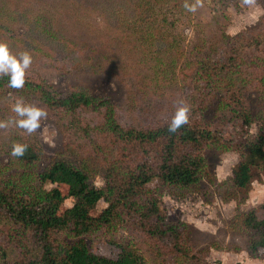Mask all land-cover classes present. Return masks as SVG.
<instances>
[{
	"label": "trees",
	"instance_id": "trees-1",
	"mask_svg": "<svg viewBox=\"0 0 264 264\" xmlns=\"http://www.w3.org/2000/svg\"><path fill=\"white\" fill-rule=\"evenodd\" d=\"M171 1L177 8L184 2L148 0L133 5V1L120 0L105 10L119 25L122 15L135 18L136 23L140 17L144 26L131 34L142 38L153 30L148 39L155 42L154 51L162 62L168 44L162 30L168 19L152 20L153 8ZM236 38L229 37L230 45ZM263 41L264 29H260L245 46L233 42L229 55L211 57L206 52L194 61L184 75L188 86L182 103L189 108L188 123L174 133L167 130V124L176 109L150 126L125 125L109 98L95 96L83 86L59 92L25 74L24 86L12 90L69 116L68 125L76 128L78 137L69 141L70 153L57 154L40 169H35L40 150L29 142H22L27 145L22 157H10V167L0 166V264H146L141 251L144 240L154 241L165 252L192 257L185 223L161 211L160 193L182 196L207 177L203 150L231 148L223 135L229 122L239 123L243 131L253 120L264 123ZM5 87H9L8 76L0 74V89ZM248 89L256 96L253 112L244 95ZM212 102L214 113L208 119L205 112ZM82 108L96 111L98 119L81 126L85 118L78 112ZM89 161L101 171V186L91 180L89 164L82 163ZM263 171L264 131L260 130L239 147L231 176L219 185L222 199L240 204L254 175ZM51 184L56 186L46 187ZM59 184L66 186V194ZM66 197L73 199L72 205L60 213ZM101 200L106 205L97 215L91 214ZM237 218L248 233L247 253L255 257L264 249V217L252 209L238 212ZM87 237L98 238L111 254L92 250Z\"/></svg>",
	"mask_w": 264,
	"mask_h": 264
},
{
	"label": "rangeland",
	"instance_id": "rangeland-1",
	"mask_svg": "<svg viewBox=\"0 0 264 264\" xmlns=\"http://www.w3.org/2000/svg\"><path fill=\"white\" fill-rule=\"evenodd\" d=\"M119 1L0 0V41L6 42L13 53L27 51L31 55L26 75L42 79L59 92L83 86L95 96L112 100L123 124L150 126L166 119L182 103L188 86L184 75L194 61L206 52L211 57L229 55L233 42L245 46L250 36L264 29V0H187L197 4L194 12L184 8L185 0L178 8L172 1L162 8L156 5L152 20L168 19L162 30L168 42L166 57L160 62L155 42L148 39L153 30L142 38L131 34L144 26L140 17H136V23L135 18L122 15L119 25L105 10ZM130 1L134 5L148 0ZM226 36L237 38L230 45ZM244 95L253 112L255 93L248 89ZM17 100L46 111L36 131L28 133L16 126L18 117L12 108ZM214 107L215 102L209 104L206 118L213 116ZM78 114L85 118L81 126L98 119L97 112L89 108L80 109ZM69 118L48 109L34 96L16 93L9 87L0 89V166L10 167L13 143L29 142L40 150L35 169L63 151L70 153L72 149L67 145L77 139L78 131L70 124L67 127ZM76 127L80 128L78 124ZM260 130L264 131V123L257 120L245 131L239 123L229 122L223 127V135L231 148L209 146L203 150L207 177L182 196L160 193L161 211L185 223L184 235L194 254L180 257L157 249L154 241L144 240L141 251L146 264H264V249L251 257L246 250L248 233L237 223L238 212L254 209L257 216L264 217V171L254 175L240 204L223 200L219 186L231 176L239 160V147ZM82 163L89 164L91 180L101 186L100 169L90 161ZM52 186L56 184L46 187ZM57 186L66 194L65 185ZM149 186L153 188L155 183ZM72 202L71 197H66L59 212ZM105 205L99 201L91 214L97 215ZM86 242L95 252L111 254L96 237H87Z\"/></svg>",
	"mask_w": 264,
	"mask_h": 264
},
{
	"label": "clouds",
	"instance_id": "clouds-1",
	"mask_svg": "<svg viewBox=\"0 0 264 264\" xmlns=\"http://www.w3.org/2000/svg\"><path fill=\"white\" fill-rule=\"evenodd\" d=\"M184 8L188 12H194L197 4L188 3L185 0ZM32 62V57L27 51L13 53L8 44L0 41V74L8 76V86L13 89H20L25 83V72ZM12 110L16 113L18 119L15 120L17 127L26 130L28 133L36 131L40 127V121L46 117L47 113L42 108L35 105L24 104L17 100ZM189 108L187 104L181 103L175 110L174 115L167 124V130L170 133L176 132L182 125L188 123ZM0 126H3L0 124ZM27 148L26 144L13 143L10 155L13 157H22Z\"/></svg>",
	"mask_w": 264,
	"mask_h": 264
}]
</instances>
